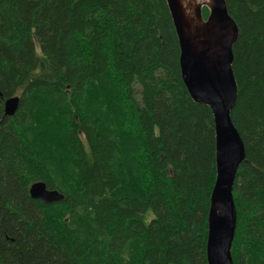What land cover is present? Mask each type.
Returning <instances> with one entry per match:
<instances>
[{
  "label": "trees",
  "instance_id": "trees-1",
  "mask_svg": "<svg viewBox=\"0 0 264 264\" xmlns=\"http://www.w3.org/2000/svg\"><path fill=\"white\" fill-rule=\"evenodd\" d=\"M224 1L245 152L230 254L264 264V0ZM215 176L165 0H0V264H207Z\"/></svg>",
  "mask_w": 264,
  "mask_h": 264
},
{
  "label": "water",
  "instance_id": "water-1",
  "mask_svg": "<svg viewBox=\"0 0 264 264\" xmlns=\"http://www.w3.org/2000/svg\"><path fill=\"white\" fill-rule=\"evenodd\" d=\"M179 47L182 83L192 101L207 107L213 116L216 176L207 215V264H232L230 254L236 225L232 198L239 166L245 159L243 143L231 121L237 87L232 72V47L238 31L224 0H165ZM208 10L206 19L202 9ZM18 98L4 102V114L12 116ZM31 199L44 204L63 196L47 190L42 182L32 184Z\"/></svg>",
  "mask_w": 264,
  "mask_h": 264
},
{
  "label": "bare ground",
  "instance_id": "bare-ground-1",
  "mask_svg": "<svg viewBox=\"0 0 264 264\" xmlns=\"http://www.w3.org/2000/svg\"><path fill=\"white\" fill-rule=\"evenodd\" d=\"M199 2H204L205 0H198ZM203 9H205V8H203ZM207 10V9H206ZM207 12H208V10H207ZM207 16H208V14H207ZM207 18V17H206ZM206 18H204V19H206ZM186 90V89H185ZM4 107V106H3ZM36 183H38V182H36ZM33 184H35V183H33ZM31 186V185H30ZM29 194V193H28ZM30 196V195H29ZM31 198V197H30ZM235 207V206H234ZM235 227H236V225H235ZM206 241H207V239H206ZM232 245V244H231ZM205 254H206V252H205ZM232 260V259H231Z\"/></svg>",
  "mask_w": 264,
  "mask_h": 264
},
{
  "label": "rangeland",
  "instance_id": "rangeland-1",
  "mask_svg": "<svg viewBox=\"0 0 264 264\" xmlns=\"http://www.w3.org/2000/svg\"><path fill=\"white\" fill-rule=\"evenodd\" d=\"M203 10H204V9H202V13H203ZM202 16H203V15H202ZM203 17H204V16H203Z\"/></svg>",
  "mask_w": 264,
  "mask_h": 264
}]
</instances>
